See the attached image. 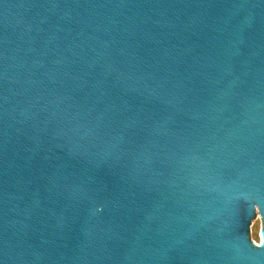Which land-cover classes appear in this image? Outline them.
I'll list each match as a JSON object with an SVG mask.
<instances>
[{"label": "water", "instance_id": "95a60500", "mask_svg": "<svg viewBox=\"0 0 264 264\" xmlns=\"http://www.w3.org/2000/svg\"><path fill=\"white\" fill-rule=\"evenodd\" d=\"M0 264H264V0H0Z\"/></svg>", "mask_w": 264, "mask_h": 264}, {"label": "rangeland", "instance_id": "374dc122", "mask_svg": "<svg viewBox=\"0 0 264 264\" xmlns=\"http://www.w3.org/2000/svg\"><path fill=\"white\" fill-rule=\"evenodd\" d=\"M261 222H262V219L259 214V209L256 208V216L254 219L251 220L250 231H249L250 240L256 246L261 245V229H262Z\"/></svg>", "mask_w": 264, "mask_h": 264}, {"label": "bare ground", "instance_id": "6f19581e", "mask_svg": "<svg viewBox=\"0 0 264 264\" xmlns=\"http://www.w3.org/2000/svg\"><path fill=\"white\" fill-rule=\"evenodd\" d=\"M261 231H262V229H261ZM261 245H262V238H261Z\"/></svg>", "mask_w": 264, "mask_h": 264}]
</instances>
